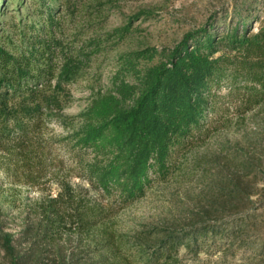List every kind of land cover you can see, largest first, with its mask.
<instances>
[{
	"label": "trees",
	"instance_id": "16d2710c",
	"mask_svg": "<svg viewBox=\"0 0 264 264\" xmlns=\"http://www.w3.org/2000/svg\"><path fill=\"white\" fill-rule=\"evenodd\" d=\"M117 2L0 0V197L4 182L47 191L32 222L22 221L17 230L0 223V264H188L201 253L226 257L250 247L264 255V238L259 244L248 241L250 231L264 229L259 198L223 223L195 221L146 241L116 230L111 211L89 195L99 190L120 206L142 197L150 173H168L173 148L199 133L201 138L202 121L212 112L211 88L220 82L244 110L264 103V0L235 6L229 19L185 32L172 47L120 53L110 90L66 116L67 85L101 42L95 37L65 42L61 13L82 34L88 26L97 31ZM13 3L15 9H9ZM10 10L16 13L7 17ZM150 14L138 10L107 35L121 38L133 21ZM54 120L68 126L65 134L52 133L48 124ZM61 152L64 159L57 156ZM240 165L255 181L258 173L264 181V161ZM72 176L89 187H74ZM239 181L225 182L223 197ZM238 197L239 192L233 195Z\"/></svg>",
	"mask_w": 264,
	"mask_h": 264
},
{
	"label": "rangeland",
	"instance_id": "374dc122",
	"mask_svg": "<svg viewBox=\"0 0 264 264\" xmlns=\"http://www.w3.org/2000/svg\"><path fill=\"white\" fill-rule=\"evenodd\" d=\"M250 1L118 0L116 4L119 6L112 8L108 17L96 25L99 26L97 31L88 26L87 32L82 34L67 15L61 13L65 42L77 43L78 39L90 37L98 38L101 42V48L90 56L87 67L67 85L70 98L62 110L63 114L75 116L88 106L98 92L110 90L111 80L119 66L120 53L146 46L158 50L172 47L185 32L202 26L210 27L221 18L227 20L232 16L235 6L240 7ZM14 7V3L10 4L9 9ZM28 7L26 5L24 9ZM141 9L150 11V16L133 21L131 30L121 38L107 35L122 25L128 15ZM258 11L263 13V9ZM14 13L15 10H10L6 15L9 17ZM90 49L88 46L86 51ZM211 93L212 112L207 113L202 121L201 138H198L199 133L190 143L175 146L170 156L168 173L164 176L150 173L152 182L142 197L120 206L116 197L105 196L99 190L89 192L91 197L111 211L116 230L148 241L195 221L223 223L257 205V201H252L258 198L264 201L261 175L258 173L259 177L255 181L252 173L243 172L240 165L242 160L264 161V151L261 150L264 148V103L244 110L240 100L228 93L225 82L213 86ZM63 125L56 120L48 124L55 136L66 133L67 129L63 127L68 126ZM73 125L76 126V122ZM85 155L86 158L90 157L88 153ZM57 156L62 159L66 157L62 152ZM236 174H242L238 176L239 184H229L228 195L223 197L221 187L231 178L236 181ZM69 180L74 187H89L81 177L72 176ZM49 185L51 193L55 194L58 188L52 181ZM3 187H6V191L0 197V223L7 229L17 230L22 221L32 222L33 210L47 191L5 182ZM238 192L239 197L233 198ZM263 238L264 229L250 231L248 241L259 244ZM263 256L256 248H239L226 257L220 253H201L199 261H188V264H264L260 260Z\"/></svg>",
	"mask_w": 264,
	"mask_h": 264
}]
</instances>
